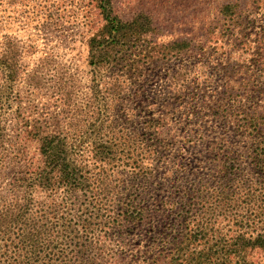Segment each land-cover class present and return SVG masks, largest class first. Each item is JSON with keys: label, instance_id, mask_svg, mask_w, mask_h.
<instances>
[{"label": "trees", "instance_id": "trees-1", "mask_svg": "<svg viewBox=\"0 0 264 264\" xmlns=\"http://www.w3.org/2000/svg\"><path fill=\"white\" fill-rule=\"evenodd\" d=\"M113 1L93 0L107 36L90 43V76L83 84L68 79L71 92L52 80L46 62L32 72L19 67V37H0V264H264L263 123L248 114L240 118L222 103L210 107L208 116L225 121L235 116L238 136L260 139L248 153L241 145L228 152L226 136L212 127L193 130L185 146L177 147L178 135L167 141L154 119L146 125L154 133L149 144L141 130L128 126L137 116L128 99L130 84L143 75L144 63L169 61L196 48L175 41L131 50L124 46L128 37L143 31L148 18L123 21L114 14ZM44 2L41 14L61 27L58 8L52 0ZM237 3L221 10L223 19L239 28L230 37L244 48L250 46L248 32L258 29L257 46H264V0H251L260 17L244 18L246 25L236 22L242 16ZM214 33L209 31L212 40ZM232 57L227 51L216 60L222 67L219 59ZM181 65L165 75L169 87L178 73L188 71ZM19 80L29 107L17 110L20 124L12 129L6 116L22 101ZM51 82L60 111L33 99L49 91ZM177 111V123L191 119L190 108ZM61 117L64 125L53 130ZM209 135L215 136L217 151L212 162L195 156L193 139ZM29 142L39 144L37 159L28 154ZM188 154L196 162L187 163Z\"/></svg>", "mask_w": 264, "mask_h": 264}, {"label": "rangeland", "instance_id": "rangeland-1", "mask_svg": "<svg viewBox=\"0 0 264 264\" xmlns=\"http://www.w3.org/2000/svg\"><path fill=\"white\" fill-rule=\"evenodd\" d=\"M235 0H114L112 9L114 14L123 21H132L137 16L148 18L143 31H138L124 46H130L135 52L147 50L154 46H167L175 41L191 42L194 50L181 57L169 61L143 64V75L135 76L130 84L131 92L128 95L130 103L135 108L137 116L129 121L128 126L141 130L146 141L152 143L154 135L152 130L146 128L147 122L154 119V123L162 127V134L167 141L173 142L176 133L180 142L186 144V139L193 134V130L209 127L226 136L228 152H234L235 146L241 147L248 153V149L257 140L255 137H240L235 132V116L228 120H212L209 117L210 107L226 104L231 112L237 111L240 118L247 114L256 121L263 123L261 132L264 135V68L261 62L264 46H257L258 29L248 32L250 46L244 54L243 46L230 37L239 28L231 20L223 19L222 8ZM58 8L56 12L63 18V25L57 27L47 22L40 9L45 4L44 0H0V37L3 34L19 37V67H24L27 72L34 71L41 62H46L52 68V80L60 81L65 86V92H71L67 80L76 78L81 84L87 81L91 70L90 54L92 40H104L107 36L105 22L93 0H52ZM238 24H245L244 18L255 20L256 10L251 0H238ZM230 18V17H229ZM216 34L214 40L209 38V31ZM224 53L222 54L223 50ZM233 53L230 62L222 60V67L217 61L224 54ZM216 62L212 63L211 58ZM217 59V60H216ZM206 62L205 65L196 64L198 61ZM252 62V64H248ZM186 66L188 71L178 73L171 87L165 75L175 72ZM234 66V69H232ZM264 67V66H263ZM239 68V72L236 69ZM262 69V70H261ZM26 72V71H25ZM234 72L236 76H233ZM20 74V73H19ZM54 76H56L54 78ZM243 81L247 82L243 85ZM56 83H50V90L39 92L33 99L41 107L47 106L51 112L60 111L63 107L55 106ZM19 96L22 101L14 105L12 111L6 116L8 128L19 126L17 110L28 108L27 98L29 93L19 80ZM188 107L192 112L190 120L179 124L175 121L173 112H179L181 107ZM185 109L180 112H184ZM31 114L36 119L37 115ZM236 114V113H235ZM30 116V115H28ZM56 116V115H55ZM237 116V115H236ZM239 118V117H238ZM125 120L121 122H125ZM62 117L56 118L52 129L62 128ZM67 126L69 122H66ZM56 130V129H55ZM138 140L141 141V137ZM197 138V139H195ZM193 138L198 159L206 157L213 160L217 151L214 150L213 139L209 135L200 139ZM264 140V139H262ZM75 141V139H74ZM80 141V139H76ZM91 143L92 139H82ZM82 142V143H83ZM87 144V143H86ZM191 144V143H190ZM39 144L29 142L28 154L38 158ZM187 156V163L196 162ZM217 163V162H216ZM202 172L207 173V170ZM137 181H133L135 185ZM156 194H163L156 191Z\"/></svg>", "mask_w": 264, "mask_h": 264}]
</instances>
